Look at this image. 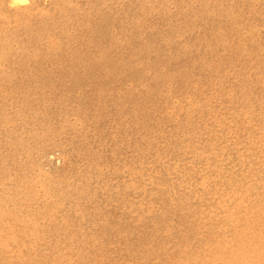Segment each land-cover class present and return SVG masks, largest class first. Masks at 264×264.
<instances>
[{
  "label": "rangeland",
  "instance_id": "1",
  "mask_svg": "<svg viewBox=\"0 0 264 264\" xmlns=\"http://www.w3.org/2000/svg\"><path fill=\"white\" fill-rule=\"evenodd\" d=\"M0 264H264V0H0Z\"/></svg>",
  "mask_w": 264,
  "mask_h": 264
},
{
  "label": "bare ground",
  "instance_id": "2",
  "mask_svg": "<svg viewBox=\"0 0 264 264\" xmlns=\"http://www.w3.org/2000/svg\"><path fill=\"white\" fill-rule=\"evenodd\" d=\"M22 1V0H21Z\"/></svg>",
  "mask_w": 264,
  "mask_h": 264
}]
</instances>
